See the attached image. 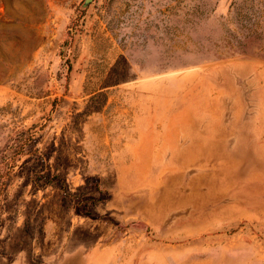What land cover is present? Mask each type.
<instances>
[{"label":"rangeland","instance_id":"obj_1","mask_svg":"<svg viewBox=\"0 0 264 264\" xmlns=\"http://www.w3.org/2000/svg\"><path fill=\"white\" fill-rule=\"evenodd\" d=\"M0 0V264H264V0Z\"/></svg>","mask_w":264,"mask_h":264},{"label":"water","instance_id":"obj_2","mask_svg":"<svg viewBox=\"0 0 264 264\" xmlns=\"http://www.w3.org/2000/svg\"><path fill=\"white\" fill-rule=\"evenodd\" d=\"M93 0H83L82 7H86L88 4H90Z\"/></svg>","mask_w":264,"mask_h":264}]
</instances>
